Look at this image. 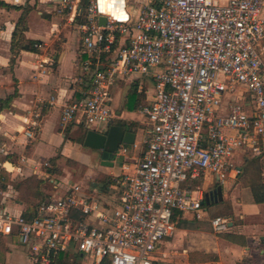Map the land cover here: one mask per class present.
Returning a JSON list of instances; mask_svg holds the SVG:
<instances>
[{
    "label": "built area",
    "instance_id": "2783aa9c",
    "mask_svg": "<svg viewBox=\"0 0 264 264\" xmlns=\"http://www.w3.org/2000/svg\"><path fill=\"white\" fill-rule=\"evenodd\" d=\"M59 5L78 20L87 55L81 70L89 80L81 99L62 105L61 124L104 131L115 118L111 87L140 76L152 89L139 110L143 148L135 155L136 142L118 146L117 195L56 183L55 194L28 217L0 206V235L15 237L34 264H51L60 252L78 253L82 264H152L177 219L190 214L201 220L206 213L202 186L191 187L189 180L211 175L224 186L230 172H240L237 153H264V0H155L135 17L106 15L103 25L97 0ZM238 90V100L225 101ZM55 102L54 95L36 96L26 136L32 137L39 107ZM14 155L27 161L0 146V169L13 171ZM229 223L225 216L209 219L216 233Z\"/></svg>",
    "mask_w": 264,
    "mask_h": 264
},
{
    "label": "crops",
    "instance_id": "0c3cea01",
    "mask_svg": "<svg viewBox=\"0 0 264 264\" xmlns=\"http://www.w3.org/2000/svg\"><path fill=\"white\" fill-rule=\"evenodd\" d=\"M0 1L7 4L0 6V99L11 96L9 106L0 109V145L12 148L17 154L23 153L27 157V161L15 162V169L8 172L6 187H10L18 194L14 188L15 184L35 175L49 180L52 184L50 191L40 187L43 195L55 194L56 183L60 189L67 183L60 184L53 178H46L44 166L48 161L55 158V164H60L68 159L92 166L89 152L93 151L99 158L96 162L101 170L99 172L88 169L81 179L93 174L96 177L88 183L85 182L91 193L105 197L117 195L118 190L114 183L103 188L101 180L106 173L114 178L120 169L118 163L111 159L113 162L111 167L102 165L101 151L83 145L86 130L77 124L64 126L60 122L62 105L81 99L89 84L88 76L81 70V63L87 55L82 52L80 33L76 27L78 20L72 21L69 11L60 7L59 0ZM122 1L127 17H135L140 9H133L128 4L129 0ZM153 1L155 0L150 2ZM108 4L113 6V3ZM24 9L27 10L24 37L36 42L38 46L29 49L25 44L17 53L12 54L10 51L12 31ZM39 64H42V67ZM133 82L137 83L138 93H145L146 102L152 93L150 80L133 75L118 79L113 84L111 106L114 119L140 123L141 127L134 132V142L140 147L134 154L139 155L143 148L142 132L140 141L136 136L137 132L141 131L144 117L139 111L141 108L138 111H129L123 107L126 93ZM142 82L144 88L139 91L138 87ZM49 95H54L55 105L49 107L43 104L39 107L37 125L30 128L32 137L26 136L23 130L28 127L26 118L28 110L35 105L36 96L47 98ZM227 99L238 100L239 94L237 91L226 94L225 101ZM139 117H142L141 121L136 119ZM262 155L264 160V153ZM236 158L244 162L246 156L239 152L234 160ZM94 182L97 185H93ZM202 185L205 193L217 186L211 175L203 177ZM0 190L3 188L0 187ZM216 203L205 205V209ZM29 204L15 197L13 201L1 206L11 212L20 213ZM233 209L235 212L228 217L230 219L228 228L220 233L201 228L202 220L207 214L201 220L185 214L183 218L187 220L186 225L177 227L171 238L163 239L165 242L163 250L157 251V246L154 251L158 256H154L153 252L152 264H264V203H254L250 194L249 199L234 204ZM29 263L34 264L26 248L19 245L15 237L0 235V264Z\"/></svg>",
    "mask_w": 264,
    "mask_h": 264
},
{
    "label": "trees",
    "instance_id": "16d2710c",
    "mask_svg": "<svg viewBox=\"0 0 264 264\" xmlns=\"http://www.w3.org/2000/svg\"><path fill=\"white\" fill-rule=\"evenodd\" d=\"M154 2V1H153ZM0 6H7L6 3L0 1ZM27 10L24 9L18 20L14 25L12 31L10 51L12 54L17 53V51L22 48L25 44L29 49H34L33 44L36 42H31L24 37V31L26 30L25 16ZM37 44V43H36ZM84 58V57H83ZM13 61V58L11 59ZM137 83H132L126 93L124 108L129 111H138L145 102V93L137 92ZM11 101V96L6 97L5 99H0V109L7 108ZM112 124L123 126L125 129H131L136 131L141 127L140 123L137 121L126 122L121 119H114ZM262 157L263 155H251L246 156L245 161L240 167V172L236 174L239 176L254 174L257 178L256 183L250 184V194L252 201L254 203H264V179L261 178L262 174ZM44 173L47 174L46 178H49L51 174H59L60 169L55 164V158H52L48 161V164L44 166ZM9 173L3 169H0V187L6 188V183L8 181ZM46 180L45 178H38L35 175L26 177L25 179L17 182L14 186L15 190L19 193H23L24 196L21 198L23 202L30 203L24 210L20 212L24 217L32 215L35 211L36 206L49 195H43L40 191V185ZM104 184L103 188L107 187L109 184H112L113 177L112 175L106 173L104 174V179L101 180ZM203 177L200 176L195 180H189L188 184L191 187L202 186ZM33 199V200H32ZM205 206V204H204ZM228 217V216H226ZM187 220L184 218L177 219V227H183L186 225ZM80 255L78 253L70 252H60L58 253L51 264H79L78 260ZM100 264H109L108 260H103Z\"/></svg>",
    "mask_w": 264,
    "mask_h": 264
},
{
    "label": "rangeland",
    "instance_id": "374dc122",
    "mask_svg": "<svg viewBox=\"0 0 264 264\" xmlns=\"http://www.w3.org/2000/svg\"><path fill=\"white\" fill-rule=\"evenodd\" d=\"M151 0H129L128 4L132 6L133 9L139 10L141 9L144 5L150 3ZM240 90L237 91L239 94ZM236 94V93H235ZM139 121H141L142 117L136 118ZM136 139L140 141L141 139V131L137 132ZM5 147L4 145H0ZM90 156L92 157L91 163L90 164H85L83 162L75 161V160H68L65 159L63 160L60 164H56L57 167L60 169L59 174H51L49 177L53 178L54 180H57L60 184L63 182L66 183H71L72 180H76L81 182L80 184L83 186V188H86L87 185L85 182H89L90 180L94 179L93 174L88 175L85 179H81L82 176H84V173L88 169L93 170H101V167L99 164L96 162L98 161V156L96 152L90 151ZM2 156H0V162L2 161ZM13 161L17 162L16 155L13 156L12 158ZM234 163L237 165L241 166L243 164L242 160H239V158H236L234 160ZM98 172V173H99ZM261 178L264 179V160L262 159V174ZM256 176L252 173L249 175H239L236 176L234 172H230L228 179L225 183L224 186H222V191H223V199L222 201L216 203L214 206H211L209 209H205V215L207 216L202 220L201 228H204L208 231L212 232L211 226L209 224V219L210 217L213 216H230V214H233L234 209L233 205L240 202L249 199L250 195V184L251 183H256ZM206 183V182H205ZM51 182L49 180H44V182L40 185V187H43L46 191L51 190ZM203 186V185H202ZM53 194V193H52ZM24 196L23 193H18L15 194L10 187H6L3 190H0V206L5 205V203L13 201L15 197L17 198H22ZM205 208V206H204ZM191 217V216H190ZM171 238V237H170ZM164 240L158 245L157 251H162L163 246H164ZM156 250V249H155ZM26 255V253H24ZM154 256H158V254L154 251ZM26 258V256H25ZM83 259L80 257L78 260L79 264L83 263ZM30 264V263H29Z\"/></svg>",
    "mask_w": 264,
    "mask_h": 264
},
{
    "label": "water",
    "instance_id": "95a60500",
    "mask_svg": "<svg viewBox=\"0 0 264 264\" xmlns=\"http://www.w3.org/2000/svg\"><path fill=\"white\" fill-rule=\"evenodd\" d=\"M84 2L85 0H82V3ZM97 3L101 13L99 24L103 25L106 19L105 16L110 14L109 10H112V6L105 4L103 0H97ZM121 4L123 5V3ZM116 15L121 18V10H119V13H116ZM26 46L27 45H25V47ZM134 139V131L131 129H125L120 125L112 124L104 131H95L93 129L86 130L84 132L83 145L91 149L100 150L102 165L111 167L113 165L111 159L114 158L118 146L122 143L132 144ZM92 184L97 185L95 182ZM101 185L102 184H100V186ZM219 201H222V186L217 185L214 189L205 193L202 203L205 205H212Z\"/></svg>",
    "mask_w": 264,
    "mask_h": 264
},
{
    "label": "bare ground",
    "instance_id": "6f19581e",
    "mask_svg": "<svg viewBox=\"0 0 264 264\" xmlns=\"http://www.w3.org/2000/svg\"><path fill=\"white\" fill-rule=\"evenodd\" d=\"M103 2L105 3V4H108V3H113L112 5V10H109V13L112 15V16H114V17H116L117 18V15H116V13H119V10H121V13H122V15H121V18L122 19H125L126 17H127V15H126V8L124 9V6L121 4L122 3V0H103ZM116 12V13H115Z\"/></svg>",
    "mask_w": 264,
    "mask_h": 264
},
{
    "label": "flooded vegetation",
    "instance_id": "af4514ba",
    "mask_svg": "<svg viewBox=\"0 0 264 264\" xmlns=\"http://www.w3.org/2000/svg\"><path fill=\"white\" fill-rule=\"evenodd\" d=\"M214 189V188H213Z\"/></svg>",
    "mask_w": 264,
    "mask_h": 264
}]
</instances>
